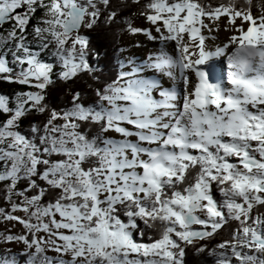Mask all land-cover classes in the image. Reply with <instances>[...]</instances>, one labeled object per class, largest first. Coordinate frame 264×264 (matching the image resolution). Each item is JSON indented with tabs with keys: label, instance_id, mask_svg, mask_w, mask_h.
Instances as JSON below:
<instances>
[{
	"label": "snow or ice",
	"instance_id": "1",
	"mask_svg": "<svg viewBox=\"0 0 264 264\" xmlns=\"http://www.w3.org/2000/svg\"><path fill=\"white\" fill-rule=\"evenodd\" d=\"M130 3L147 26L124 18L127 32L159 48L121 61L93 100L67 87L54 108L49 86L93 71L80 29L117 11L111 0H0V23L12 22L0 80L26 86L0 94V222L22 226L0 243L23 245L0 250V264H185L186 248L264 264V0L255 14L253 0ZM30 113L45 118L22 132ZM228 226V239L199 243Z\"/></svg>",
	"mask_w": 264,
	"mask_h": 264
},
{
	"label": "trees",
	"instance_id": "2",
	"mask_svg": "<svg viewBox=\"0 0 264 264\" xmlns=\"http://www.w3.org/2000/svg\"><path fill=\"white\" fill-rule=\"evenodd\" d=\"M215 2V0H213ZM129 6H121L120 0H111V9L117 11L116 18L111 23H105L104 17L106 12H101L99 22L92 28H82L80 32L85 34L88 38L89 55L88 61L93 66V71L82 72L78 74L76 78L64 84L63 82L56 81L53 86H49L47 89V95L45 97V103L54 108H62L65 101L68 99L66 92L67 87H71L73 90H79L86 100L91 101L94 99L93 90L98 84L105 82H111L115 79L117 71L120 70L121 62V49H120V37L126 30L124 24V18H128L131 22V15L137 13L138 6L131 4L128 0ZM103 7V6H101ZM39 8L34 12V18H30L26 31L31 32L33 25L37 24V19L41 16ZM253 12H255V0H253ZM11 22V21H10ZM0 26V34H4L6 29L9 28V23ZM95 52V59L92 53ZM44 57V56H42ZM47 60V59H45ZM55 70V69H54ZM95 77V79H94ZM26 86L19 85L17 83H9L0 80V94L11 97L17 91L25 90ZM11 106V105H10ZM4 113H0V121L5 119ZM45 118V116L30 113L23 117L19 121V129L22 132H27L29 125L33 122L39 123ZM52 159H59L60 157L53 156ZM24 181L18 182L17 187L23 188L25 186ZM38 183H42L38 181ZM2 189V188H0ZM212 193L216 198H219V194L216 191L215 186L212 187ZM47 197H45V200ZM0 207L6 208L5 202L0 198ZM230 233V226L225 227L219 231L214 237L200 241V244L205 245L208 248L214 247L215 244L221 240L228 239ZM185 264H214L213 257L207 255V253L197 254L195 249H185ZM20 260L23 261L24 257L21 256Z\"/></svg>",
	"mask_w": 264,
	"mask_h": 264
},
{
	"label": "rangeland",
	"instance_id": "3",
	"mask_svg": "<svg viewBox=\"0 0 264 264\" xmlns=\"http://www.w3.org/2000/svg\"><path fill=\"white\" fill-rule=\"evenodd\" d=\"M45 2H47V0H45ZM38 8H39V10H41V8L37 5L36 10ZM21 13H23V12H21ZM42 14H43V11L41 12V15ZM254 14H255V12H254ZM30 18H34V13L32 14V16ZM131 18H132L131 19V23L134 26H137L140 21H142V22L144 21L143 18L140 17L137 13L132 14ZM38 20L39 19H37V22H38ZM9 24H10L9 25V28H10L12 26V22H10ZM9 28H7L6 31ZM6 31H5V33H6ZM29 33H31V32H29ZM139 36H142V35L141 34L132 35V34H129L127 31H125V32H123L121 34L120 45L119 46L122 49V51H121V57H122L121 61H123L125 63V66H127V59L131 58V56L133 55V49L136 48V45L139 42L140 43L144 42V41H140L139 40ZM134 59L137 61V58H134ZM3 183L4 182H0V188H3ZM16 214L17 215H22L21 213H16ZM9 227H11L12 232L15 233V234H20L22 232V226L19 225L18 223L14 222V221H5V222H0V233L6 232L9 229ZM4 247H9L13 252H19V251H21L23 249V245L22 244H17V243H14V242L12 244H10V245H4V244L0 243V250H2ZM46 254L50 255V256H54L55 255V253L48 252V251H46Z\"/></svg>",
	"mask_w": 264,
	"mask_h": 264
},
{
	"label": "bare ground",
	"instance_id": "4",
	"mask_svg": "<svg viewBox=\"0 0 264 264\" xmlns=\"http://www.w3.org/2000/svg\"><path fill=\"white\" fill-rule=\"evenodd\" d=\"M137 26H147L145 22L140 21ZM142 35V34H141ZM221 39H223V33H221ZM140 41L144 42H139V47L133 49V55L131 58H137L138 62H142L144 58L149 54V52L155 51L159 48V42L158 41H148L143 35L139 36ZM147 78L149 79H155L157 78L154 76L151 71L147 73ZM161 83L164 87H169L170 86V81L167 78L161 77ZM167 83V84H166ZM167 85V86H166Z\"/></svg>",
	"mask_w": 264,
	"mask_h": 264
},
{
	"label": "water",
	"instance_id": "5",
	"mask_svg": "<svg viewBox=\"0 0 264 264\" xmlns=\"http://www.w3.org/2000/svg\"><path fill=\"white\" fill-rule=\"evenodd\" d=\"M16 11L19 12V13H21V12L24 11V9H23V8H21V9H17ZM5 23H6V22H5ZM2 24H4V23H0V25H2Z\"/></svg>",
	"mask_w": 264,
	"mask_h": 264
},
{
	"label": "flooded vegetation",
	"instance_id": "6",
	"mask_svg": "<svg viewBox=\"0 0 264 264\" xmlns=\"http://www.w3.org/2000/svg\"><path fill=\"white\" fill-rule=\"evenodd\" d=\"M211 191H212V189H211ZM212 195L214 196V194L212 193ZM215 197V196H214ZM217 199H219V198H217ZM205 240V239H204ZM202 241V240H201Z\"/></svg>",
	"mask_w": 264,
	"mask_h": 264
}]
</instances>
